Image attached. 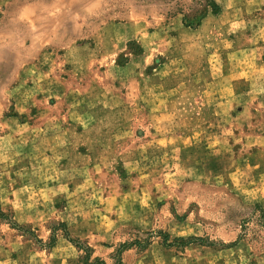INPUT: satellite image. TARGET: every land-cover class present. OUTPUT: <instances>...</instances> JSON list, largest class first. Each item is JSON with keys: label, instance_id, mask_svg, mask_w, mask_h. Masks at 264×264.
<instances>
[{"label": "rangeland", "instance_id": "374dc122", "mask_svg": "<svg viewBox=\"0 0 264 264\" xmlns=\"http://www.w3.org/2000/svg\"><path fill=\"white\" fill-rule=\"evenodd\" d=\"M146 1L0 0V264H264V24Z\"/></svg>", "mask_w": 264, "mask_h": 264}, {"label": "trees", "instance_id": "16d2710c", "mask_svg": "<svg viewBox=\"0 0 264 264\" xmlns=\"http://www.w3.org/2000/svg\"><path fill=\"white\" fill-rule=\"evenodd\" d=\"M142 4H145L148 1L141 0ZM156 3L153 4L157 5L161 13H164L167 16H172L175 14H179L181 16V21L184 26L187 27H196L200 24L201 20L208 14H217L220 11V5L215 0H195L193 3L185 4L181 3L179 1H172V0H159ZM254 207L260 208L259 204L254 205ZM3 212L0 209V217H3ZM15 224V223H13ZM16 226H18L16 224ZM60 226L62 228V234L64 238H66L68 241H70L73 245H75L77 248L81 249L83 251V254L81 256L80 262L81 264H106L104 260L100 259L99 257H93L92 260H90L91 256V247L85 246L81 248V242L78 239L72 238L67 229L64 222H60ZM160 236L161 244L165 247H171V246H182L186 247L191 244H200L205 246L212 247L214 245L213 241H207L205 236H177L170 238L169 233L166 231L158 230L157 231ZM152 231L147 232L146 237H136L131 241H125L120 244L119 250L135 247L139 249L145 248L151 241L152 237ZM55 236L52 235L50 237L49 246H52L55 242ZM234 242L232 243V245ZM229 246V245H228ZM116 264H120V259H117Z\"/></svg>", "mask_w": 264, "mask_h": 264}, {"label": "crops", "instance_id": "0c3cea01", "mask_svg": "<svg viewBox=\"0 0 264 264\" xmlns=\"http://www.w3.org/2000/svg\"><path fill=\"white\" fill-rule=\"evenodd\" d=\"M88 2L89 1H83L81 4L85 6ZM202 20L221 21L223 24L235 26L237 32L239 30L238 28L245 27L252 37V34L258 27L264 24V0H242L228 5L221 2L220 11L217 14L211 13L210 15L208 13ZM70 55L73 56V49H66L63 51L62 56L69 57ZM40 56V60L46 59L43 63L48 66L49 63L47 60L51 58L49 51L42 52ZM72 62L71 65L73 66ZM42 213L45 214V211H42ZM28 217L27 219L31 220L32 217Z\"/></svg>", "mask_w": 264, "mask_h": 264}]
</instances>
